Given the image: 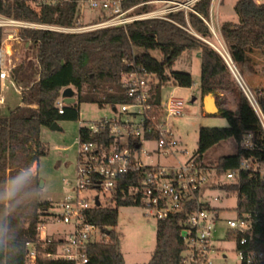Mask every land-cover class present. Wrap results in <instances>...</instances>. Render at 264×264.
<instances>
[{
	"label": "trees",
	"instance_id": "obj_1",
	"mask_svg": "<svg viewBox=\"0 0 264 264\" xmlns=\"http://www.w3.org/2000/svg\"><path fill=\"white\" fill-rule=\"evenodd\" d=\"M77 1L41 0L35 6L28 0H0V16L33 25L72 28L78 18ZM211 5L212 0H201L193 6L194 12L171 14L170 21H138L125 28L80 34L20 29L19 38L37 50L36 66L27 68L21 64L10 73L12 81L19 87L24 85V88L19 106L8 112L0 109V190L6 180L24 168L38 166L40 159L47 155V148L41 141L43 128H51L60 122L77 121L83 104L112 110L131 105L133 100L123 88V76L138 73L155 78L157 84L152 86V94L157 107L162 105L161 89L170 81L181 88H192L194 81L190 74L172 70L186 52H196L201 60L202 95H214L219 114L227 120L228 127L201 128L194 160L208 169L205 163L207 153L221 144L233 142L236 151L218 159L213 168L217 174L239 170L243 160L257 161V172L242 170L236 182L220 187V190L235 193L238 198L237 214L251 218L252 240L244 249L264 255V133L221 51L213 47L214 36L208 25ZM234 12L238 22H224L220 37L231 62L264 112V84L252 89L241 69L250 64L255 74L254 66L264 63V3L240 0ZM3 41L4 30L0 28V49ZM135 49L141 52L136 53ZM153 51L161 54V61L152 56ZM168 71H171V75L167 74ZM67 88L76 89V102L64 106V113L60 114L56 102ZM1 90L0 81V94ZM227 92L237 97V114L218 104L220 95ZM152 115L158 117L159 110ZM248 135L253 137L254 149L251 150L240 146ZM79 136L81 143H98L105 147L113 143L108 129L92 135L82 127ZM147 137L153 140L159 135ZM38 184L40 178L37 173L11 209L8 216L11 222L10 239L8 245L0 250V264H25L29 243L37 244V264H74L65 259L48 258V255L57 253L61 240L54 239L51 244L38 243L39 226L46 222L45 218L51 215L53 209L49 201L34 200L32 194ZM122 187L128 191L127 185ZM199 198L188 203L181 213L157 218L156 247L147 264H184L186 245L183 232L187 229L188 216L198 208L217 216L221 212L201 203ZM122 207L144 206L134 203L128 196L123 199L117 195L112 205L88 212V222L108 233L107 241L89 245L88 264H126L115 231ZM3 212L4 206L0 205V213ZM234 239L239 242L241 236ZM229 240L233 241V238L229 237Z\"/></svg>",
	"mask_w": 264,
	"mask_h": 264
},
{
	"label": "built area",
	"instance_id": "obj_2",
	"mask_svg": "<svg viewBox=\"0 0 264 264\" xmlns=\"http://www.w3.org/2000/svg\"><path fill=\"white\" fill-rule=\"evenodd\" d=\"M201 0H78V5H84L96 13L95 19L84 21V16L78 14L77 23L72 28L33 25L10 20L16 24L0 23V28L18 27L20 29H44L67 34L87 33L101 29L127 27L128 25L145 20L170 21L174 13L194 12L193 6ZM261 1L256 0L257 4ZM214 0H212L213 6ZM46 3V1L44 2ZM54 3V2H53ZM8 20V19H7ZM209 25V24H208ZM210 26V25H209ZM214 31V28H211ZM222 53V52H221ZM236 80L241 82L237 69L231 62L229 54L222 53ZM7 55L0 49V81L6 82L13 70ZM236 74L235 73V71ZM240 78V79H239ZM238 82V83H239ZM123 88L133 100L131 105L119 106L112 112H118L116 118L105 117L96 122L83 126L92 135L108 129L113 143L103 146L98 143H81L78 137L77 169L73 186V195L65 198L56 206L57 213L51 214L56 223L69 226L71 232L67 237L58 239L62 243L56 254L48 258H60L74 264H88L87 250L90 244L107 241L105 231L88 222V212L94 208L107 207L105 202H112L117 195L123 199L130 197L134 203L142 204L152 215L163 219L169 214H178L186 209V205L201 197L208 190L210 176L208 169L191 159L181 168L168 169L161 166L145 165L141 152L145 142H156L158 152L169 155L171 149L177 146L173 131L165 130L166 118L184 116L183 102L169 98L162 105H154L152 86L157 80L150 75L140 76L131 73L123 76ZM244 85V93L252 105L264 133V112L253 93ZM66 106L62 95L56 102L60 114ZM159 110L160 115L152 113ZM159 135V138L148 139L147 136ZM252 135H248L241 143L245 150L254 149ZM146 156L151 152H144ZM242 170L258 171L257 161L243 160L240 169L227 172L226 180L236 182ZM264 174V171H262ZM127 185L128 191L122 186ZM96 191L93 198H84L80 194ZM97 199L99 206H97ZM46 221V220H45ZM187 229L183 232L186 245L184 264H211L209 255L213 251V243L220 226V219L215 213L198 208L188 216ZM46 222L39 226L38 243L51 244L52 236L46 231ZM226 238H233L236 244L237 264H264V255L251 250H245L252 240L250 216L237 217L224 223ZM44 233V234H43ZM241 236L239 242L234 239ZM241 248H239V246ZM38 247L36 243L28 244L25 264H37Z\"/></svg>",
	"mask_w": 264,
	"mask_h": 264
},
{
	"label": "rangeland",
	"instance_id": "obj_3",
	"mask_svg": "<svg viewBox=\"0 0 264 264\" xmlns=\"http://www.w3.org/2000/svg\"><path fill=\"white\" fill-rule=\"evenodd\" d=\"M28 1L35 6L39 5L41 2V0ZM221 1L222 0H214L213 6L211 5L215 28L212 25L211 19L208 24L210 25V29L214 28V31L211 29L214 36L213 47L223 53V50L226 52L227 50L221 40L217 25L225 21L238 22V17L232 5L240 0H224V6L222 7L220 15H216L215 12ZM78 14L84 16V21H90L96 17V13L90 11L89 8L84 5H79ZM0 23L16 24L7 19H0ZM3 30L4 41L2 48L5 46L6 41H8L13 49V56L10 60L11 63L8 66L15 65L17 67L21 64H24L27 68L30 65H33V67L36 66L37 50L35 47L31 46L29 43L23 42L19 38L20 28L4 27ZM135 52L140 53L141 50L135 49ZM151 54L157 60H162V56L158 51H153ZM241 69L244 79L252 89L264 83L263 62L254 66L253 71L255 74H253L252 69H250V64L244 65ZM172 71L190 74L194 81L192 88H181L176 86L173 81H170L161 89V98L163 102H166L172 97L183 102L184 116L180 118H166L167 124L165 126V130L170 129L173 131L174 139L178 144L171 149L169 155H164V153L158 152L156 142H145L141 157L144 164L148 166L178 169L197 156L198 137L201 128H226L228 127V123L220 114L207 115L204 112V97L200 89L201 60L196 52H186L175 63ZM167 74L171 75V71H168ZM240 81L242 84H246L243 80L240 79ZM1 84L3 85L2 96L5 100V106L1 109L3 112H8L21 104L19 92L24 88V85L21 87L17 86V84L12 81L11 77L6 82H1ZM72 90L74 91V98L76 100V89L72 88ZM222 95L224 96L220 95L221 100H219L218 104L237 114L236 95L230 92ZM117 116L118 112L114 113L110 108H100L97 105L83 104L77 121L60 122L57 124L58 130H52L51 128L42 129L41 141L47 148V155L40 159L38 166L35 165L32 171L37 174L38 169V176L40 182H42V189L45 193L41 199L53 204V209L50 211V214L57 213L56 206L58 203L73 195V186L69 183H74L75 180L77 169V144L80 129L102 118H116ZM235 151L236 145L233 142H227L209 151L205 160L206 165L209 167L208 170L213 172H211L212 175L207 184L208 190L202 192V196L199 200L201 203L208 204L212 208H217L221 211L219 213V227H221L220 236L223 234L224 223L237 217L236 209L238 198L235 193L220 190V187L229 186L234 182L226 180L223 174H217V171L213 168L220 157L233 154ZM144 152H151V155L146 156ZM97 195L98 192L94 190L80 194L81 197H89L90 199ZM101 200L104 206L113 204L112 202H105L103 196H101ZM45 219V233L52 236L53 239H62L68 236L67 232L71 230L69 226L56 223L52 217H47ZM157 221L158 219L149 215V211L144 207H122L119 209L118 225L115 231L119 241L120 251L126 264L149 263L156 247ZM217 236L218 234H216V237ZM222 238L223 241H215V243H213L214 248L209 255L211 264H237L238 259L235 242L232 240H225L224 237Z\"/></svg>",
	"mask_w": 264,
	"mask_h": 264
},
{
	"label": "clouds",
	"instance_id": "obj_4",
	"mask_svg": "<svg viewBox=\"0 0 264 264\" xmlns=\"http://www.w3.org/2000/svg\"><path fill=\"white\" fill-rule=\"evenodd\" d=\"M35 176L36 174L29 166L19 171L11 179L6 180L0 190V205L4 206V212L0 213V250L8 245L10 239L11 222L8 220V216L11 214V209L18 202L28 184L35 179ZM44 194V190L38 184L37 190L32 195L36 201L41 199Z\"/></svg>",
	"mask_w": 264,
	"mask_h": 264
},
{
	"label": "water",
	"instance_id": "obj_5",
	"mask_svg": "<svg viewBox=\"0 0 264 264\" xmlns=\"http://www.w3.org/2000/svg\"><path fill=\"white\" fill-rule=\"evenodd\" d=\"M239 82V81H238ZM239 85L241 87V89L244 92V88L241 82H239ZM62 97L64 99V102L66 105H72L76 102L75 98H74V91L72 90V88H67L63 91L62 93ZM203 107H204V111L207 115H217L219 114V109L217 107L216 104V99L214 97L213 94H209L207 96L204 97L203 100ZM115 111V109H114ZM52 130H58L59 128L57 127V125H53L51 127ZM40 187L42 188V182H40ZM97 206H99V201L97 199ZM108 235V233H107Z\"/></svg>",
	"mask_w": 264,
	"mask_h": 264
},
{
	"label": "crops",
	"instance_id": "obj_6",
	"mask_svg": "<svg viewBox=\"0 0 264 264\" xmlns=\"http://www.w3.org/2000/svg\"><path fill=\"white\" fill-rule=\"evenodd\" d=\"M261 3H264V1H261ZM235 5H236V3H233V9H234V7H235ZM224 6V0H222L221 2H219V6L217 7V10H216V15H220V13H221V10H222V7ZM0 19H5V18H3V17H1L0 16ZM213 19H214V16H213V11H212V8H211V22H212V25L214 26V23H213ZM226 22V21H225ZM224 23V22H223ZM223 23H220V24H218L217 25V30H218V32H219V34H220V28H221V25L223 24ZM233 23H235V22H233ZM237 23V22H236ZM214 28H215V26H214ZM8 48H9V50H8ZM2 50H3V52L7 55V60H11L12 59V56H13V49H12V45L10 44V43H8V41H6V43H5V46L2 48ZM197 56L198 57H200L199 56V54L197 53ZM12 68L14 69V68H16V66L15 65H13L12 66ZM264 84V83H263ZM3 86V85H2ZM259 86H262V85H259ZM258 86V87H259ZM18 89V88H17ZM18 91H19V89H18ZM19 94H20V97H21V92H19ZM221 96H224V95H221ZM0 103H1V105H0V109L3 107V106H5V100H4V98H3V96H2V90H1V94H0ZM205 112V111H204ZM234 112V111H233ZM37 168V167H36ZM37 173H38V169H37ZM202 196V195H201ZM211 207V206H210ZM217 209V208H216ZM220 228L221 227H219L218 228V232L216 233V234H218V236L216 237V239H215V241H223L222 239V237H224V239L225 240H229L228 238H226V235H225V232H224V227H223V234L220 236L219 235V233H220ZM71 232V230H69L68 232H67V234H69ZM215 241H214V243H215Z\"/></svg>",
	"mask_w": 264,
	"mask_h": 264
}]
</instances>
